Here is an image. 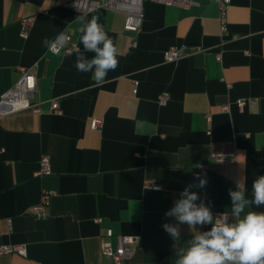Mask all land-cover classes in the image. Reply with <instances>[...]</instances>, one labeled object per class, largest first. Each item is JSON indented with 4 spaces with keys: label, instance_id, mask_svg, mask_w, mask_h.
I'll list each match as a JSON object with an SVG mask.
<instances>
[{
    "label": "crops",
    "instance_id": "0c3cea01",
    "mask_svg": "<svg viewBox=\"0 0 264 264\" xmlns=\"http://www.w3.org/2000/svg\"><path fill=\"white\" fill-rule=\"evenodd\" d=\"M65 1L0 0V94L21 68L33 66L34 101L41 102L40 113L0 116V245L26 249L0 255V264H113L101 253L108 229L113 246L116 235L138 237L134 255L121 264H175L192 233L180 225L174 243L162 224L176 221L164 213L189 183H198L195 174L207 184L191 191L213 213L229 214L235 181L246 180L251 198L252 181L264 175V0H231L223 34L214 0L187 8L144 0L137 33L123 29L121 11L81 14ZM28 16L34 21L22 37ZM93 16L118 49V67L101 84L77 71L76 49L54 54L42 44L67 32L83 51L76 18ZM181 46L199 50L164 60L167 49ZM163 92L169 98L160 104ZM248 97L258 98V112L237 108L235 101ZM51 99L60 114L50 111ZM92 119L101 125L91 127ZM213 150H233L235 160L218 163ZM43 156L50 171L37 175ZM145 180L161 189L145 187ZM42 189L54 194L47 215L35 217L28 208Z\"/></svg>",
    "mask_w": 264,
    "mask_h": 264
},
{
    "label": "clouds",
    "instance_id": "9594fccd",
    "mask_svg": "<svg viewBox=\"0 0 264 264\" xmlns=\"http://www.w3.org/2000/svg\"><path fill=\"white\" fill-rule=\"evenodd\" d=\"M76 19L81 21L79 32L83 51L76 49L75 67L78 72L92 73L95 83L101 84L108 72L118 67V49L99 23L98 16L88 20L83 17ZM69 40L68 34L60 32L54 39L45 38L42 44L49 52L58 54ZM86 53L94 55L89 58ZM194 180L198 183H189L164 213L166 218L176 221L174 224H162L174 243L181 237L180 225L186 224L192 233L187 246L177 249L175 264H264V211L249 210L252 206H264V175L252 181L251 198L246 180L240 178L235 181V189L228 192L230 214L213 213L198 192L191 191L192 188H204L206 178L197 173ZM198 225H210V228L200 231Z\"/></svg>",
    "mask_w": 264,
    "mask_h": 264
},
{
    "label": "built area",
    "instance_id": "2783aa9c",
    "mask_svg": "<svg viewBox=\"0 0 264 264\" xmlns=\"http://www.w3.org/2000/svg\"><path fill=\"white\" fill-rule=\"evenodd\" d=\"M143 1L144 0H68L63 3L64 7H68L78 11L81 14L88 13L97 8H104L112 11H121L124 13L123 29L128 32L137 33L140 30L142 19H143ZM153 2H158L165 5L190 7L195 3L194 0H150ZM217 4L218 13L217 21L219 23L220 34L227 31V11L231 0H214ZM34 21L33 16L25 17L21 20V36L26 37L28 34V29ZM70 36L69 43L61 51L64 53H70L78 48V44ZM135 42H133V45ZM199 48H187L185 46L181 47H171L164 52L165 61L176 60L183 55L190 54L192 52L198 51ZM60 51V52H61ZM218 59L221 58V52L216 53ZM133 93L137 91L138 82L134 81ZM37 91V82L35 67H23L21 68V74L15 83L5 92L0 94V116L15 113L24 109H31L35 113H40L41 102L34 101V96ZM169 98L168 93H160L157 97L160 104H165ZM235 104L239 110L247 109L251 112L259 111V100L257 97L241 98L235 101ZM230 105L225 104L221 107L222 111H228ZM50 111L55 114H60L61 108L56 99L50 100ZM210 116L208 115V120ZM101 119H92L91 127L97 128L101 125ZM2 149L0 148V152ZM211 157L214 158L218 163H224L226 161L233 162L235 160V152L233 150L229 151H217L213 150L211 152ZM49 158L43 156L40 159V167L35 172V174L40 175L44 173H49ZM144 186L152 189L159 188L161 186L153 183L152 181L145 180ZM54 191L48 189H42L39 200L37 203L30 205L28 208V213L35 217H45L47 215V207L50 203L51 197ZM223 212L215 213L220 214ZM99 221V218L95 219ZM10 222V219L8 220ZM113 235L111 229H108L104 238L101 241V253L104 256L110 257L113 264H121L123 261L129 260L135 253L138 237L134 235L120 234L116 235V245L113 246L110 237ZM18 253L20 255H26V249L23 245L14 244H1L0 245V255Z\"/></svg>",
    "mask_w": 264,
    "mask_h": 264
}]
</instances>
